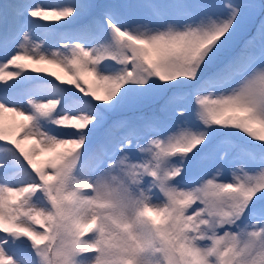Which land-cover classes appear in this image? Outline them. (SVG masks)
I'll list each match as a JSON object with an SVG mask.
<instances>
[{"label":"snow or ice","instance_id":"1","mask_svg":"<svg viewBox=\"0 0 264 264\" xmlns=\"http://www.w3.org/2000/svg\"><path fill=\"white\" fill-rule=\"evenodd\" d=\"M0 264H264V0H0Z\"/></svg>","mask_w":264,"mask_h":264},{"label":"rangeland","instance_id":"2","mask_svg":"<svg viewBox=\"0 0 264 264\" xmlns=\"http://www.w3.org/2000/svg\"><path fill=\"white\" fill-rule=\"evenodd\" d=\"M34 2L37 4L43 5L45 3H48L49 0H34ZM217 2H221V0H217ZM42 10L49 13V19L47 21H45L43 17H40L37 19H40L45 25L47 24V25H52V26L39 28L34 33L33 42H32L33 46L36 47L37 52H39L40 49H46L47 52L56 51L57 48L60 46V44L67 42L66 40H62L61 37L64 34H66V32L68 31V28L55 24L56 18L52 16V13L55 11L54 9L43 8ZM35 59H38V57ZM35 59L34 60H24V61H21V63L27 64L29 66L27 70L29 71L35 70L37 68H43V69H46L48 73H55L56 76H59L61 79L65 81H68L69 79H71V74L67 73L61 67H57L56 65L48 64V63H36ZM15 68H16L15 65H10L8 66L7 70L14 71ZM5 79L8 80L10 78L6 76ZM84 79H86L90 84H93L94 87L96 86L93 83L95 79L93 76L89 75V76H86ZM82 86L87 87V85H83V84ZM98 91H99V94H103V85L99 87ZM22 119L23 117L21 116H17L13 113L6 112L2 118V121H3L5 129L9 133L14 134L17 132L18 130L17 126ZM21 140H22V145L25 148V150H29V151L31 150L32 145L35 143L34 140L23 139L22 137H21ZM37 147H40V145H37ZM66 147H71V145H68ZM41 152H45V151H41ZM41 152H38L35 155V160L37 162L44 161L48 156L52 155V153H50L46 157H44V155H41Z\"/></svg>","mask_w":264,"mask_h":264},{"label":"trees","instance_id":"3","mask_svg":"<svg viewBox=\"0 0 264 264\" xmlns=\"http://www.w3.org/2000/svg\"><path fill=\"white\" fill-rule=\"evenodd\" d=\"M47 25V24H46ZM59 77V76H58ZM60 78V77H59ZM61 79V78H60ZM61 80H63V79H61ZM63 81H65V80H63ZM85 88H87V87H85ZM177 107L179 108V107H183L184 106V104H185V102L183 101V100H178L177 102ZM254 127L257 129V130H260V125H258V124H256V125H254ZM179 129H177V131H178ZM257 139H258V137H257ZM48 154H50L49 152H41V155H44V157H46Z\"/></svg>","mask_w":264,"mask_h":264}]
</instances>
